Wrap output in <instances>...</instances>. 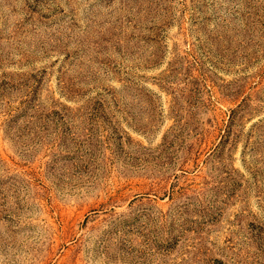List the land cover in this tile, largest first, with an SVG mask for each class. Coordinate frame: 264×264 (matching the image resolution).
<instances>
[{
    "label": "rangeland",
    "instance_id": "374dc122",
    "mask_svg": "<svg viewBox=\"0 0 264 264\" xmlns=\"http://www.w3.org/2000/svg\"><path fill=\"white\" fill-rule=\"evenodd\" d=\"M0 264H264V0H0Z\"/></svg>",
    "mask_w": 264,
    "mask_h": 264
}]
</instances>
